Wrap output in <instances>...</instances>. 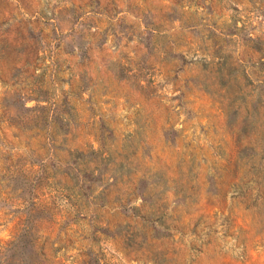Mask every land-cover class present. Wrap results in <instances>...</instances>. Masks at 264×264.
<instances>
[{"label": "rangeland", "instance_id": "rangeland-1", "mask_svg": "<svg viewBox=\"0 0 264 264\" xmlns=\"http://www.w3.org/2000/svg\"><path fill=\"white\" fill-rule=\"evenodd\" d=\"M24 223L38 264H264V0H0L1 264Z\"/></svg>", "mask_w": 264, "mask_h": 264}, {"label": "trees", "instance_id": "trees-1", "mask_svg": "<svg viewBox=\"0 0 264 264\" xmlns=\"http://www.w3.org/2000/svg\"><path fill=\"white\" fill-rule=\"evenodd\" d=\"M29 226L27 224H23L19 230V232L14 236L12 240H10L6 246H4L2 255L4 256V259L12 258L11 260L7 261L4 264H38L34 261V257L32 258V255L28 254V248L30 251L33 249L34 254H36L38 251L33 247L32 245V237L31 241L26 239L25 241L23 238L25 237V234L28 233ZM36 236H33V244ZM27 247V250H26ZM33 247V248H32ZM32 252V251H31ZM8 260V259H7ZM1 264V263H0Z\"/></svg>", "mask_w": 264, "mask_h": 264}]
</instances>
